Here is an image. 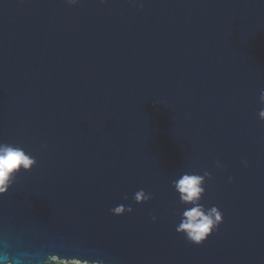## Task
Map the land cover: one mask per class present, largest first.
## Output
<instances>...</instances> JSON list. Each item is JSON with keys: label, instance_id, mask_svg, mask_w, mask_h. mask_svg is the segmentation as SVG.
<instances>
[{"label": "water", "instance_id": "1", "mask_svg": "<svg viewBox=\"0 0 264 264\" xmlns=\"http://www.w3.org/2000/svg\"><path fill=\"white\" fill-rule=\"evenodd\" d=\"M262 93L264 0H0V144L37 161L0 264H264ZM184 174L223 212L201 244Z\"/></svg>", "mask_w": 264, "mask_h": 264}, {"label": "clouds", "instance_id": "2", "mask_svg": "<svg viewBox=\"0 0 264 264\" xmlns=\"http://www.w3.org/2000/svg\"><path fill=\"white\" fill-rule=\"evenodd\" d=\"M68 2L75 4L78 0H68ZM262 99H264V93H262ZM260 116L264 117V111L260 113ZM36 163V159L22 147L9 143L0 144V195L9 190L14 176L21 170H30ZM204 184L205 178L198 174H184L174 182L180 200L185 204L193 205L183 211V218L176 230L183 233L194 244L203 243L223 221V212L218 206L205 208L203 204L199 203L206 191ZM132 210L131 207L119 205L114 207L112 212L122 215ZM155 219L156 217L153 216V220ZM48 264H90V261L76 258L63 260L53 257L48 261Z\"/></svg>", "mask_w": 264, "mask_h": 264}, {"label": "built area", "instance_id": "3", "mask_svg": "<svg viewBox=\"0 0 264 264\" xmlns=\"http://www.w3.org/2000/svg\"><path fill=\"white\" fill-rule=\"evenodd\" d=\"M8 264H10V263H8ZM46 264H48V262Z\"/></svg>", "mask_w": 264, "mask_h": 264}]
</instances>
